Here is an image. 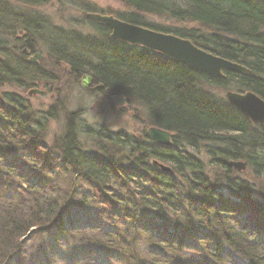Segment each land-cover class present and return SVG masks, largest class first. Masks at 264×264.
I'll return each instance as SVG.
<instances>
[{
  "label": "trees",
  "instance_id": "16d2710c",
  "mask_svg": "<svg viewBox=\"0 0 264 264\" xmlns=\"http://www.w3.org/2000/svg\"><path fill=\"white\" fill-rule=\"evenodd\" d=\"M116 1L136 12L119 20L187 39L247 72L214 79L113 41L98 22L87 20L91 34L76 37L40 30L0 8V89L27 91L46 77L26 60L33 44L26 38L6 43L4 35L48 33L42 38L48 53L75 79L90 76L108 96L143 107L150 127L176 137L171 148L158 147L143 136L80 125L77 113H68L49 144L48 122L64 111H32L20 95L1 93L0 264H53L54 258L63 264H264V191L241 176L231 180L228 167L242 160L249 178L264 175V126L257 132L201 88L234 87L264 100V0ZM137 13L197 27L150 26ZM81 136L92 139L95 151L83 149ZM201 144L222 145L206 148L215 172L188 151Z\"/></svg>",
  "mask_w": 264,
  "mask_h": 264
},
{
  "label": "rangeland",
  "instance_id": "374dc122",
  "mask_svg": "<svg viewBox=\"0 0 264 264\" xmlns=\"http://www.w3.org/2000/svg\"><path fill=\"white\" fill-rule=\"evenodd\" d=\"M85 7L89 8V13L112 16L114 18H117L116 16L118 15L129 12L136 13L116 0H44L42 3L37 5H27L15 0H0V8L3 10L4 8L8 10V14H12L11 17L13 19H19L21 22L34 25L37 28L39 26L40 30L43 27L46 30L49 29V31L63 30L66 33L69 32L75 34L76 37L91 34V28L89 26L90 24L88 23L89 20L87 21V19L85 18V15L88 14V12L83 11ZM137 15L140 16V18L143 22H145L146 25L150 26L152 25L161 28L175 27L184 29L197 27L192 23H179L163 17L160 18L157 16L145 15L140 13H137ZM17 16L18 18H16ZM8 34L10 35L5 34V38H3L6 43H11L13 40H20L21 38L20 42L23 43L27 39V41L29 40L28 42L33 44L34 51L26 52L27 61L33 54H36L39 51L42 52V57L38 60L35 66L39 68L40 73H42V75L46 77L44 78V80L35 79L33 83H31L33 85L30 89L40 90L43 92L42 95H28L27 91L15 88L14 86H4L0 89V94L13 92L20 95L30 104L32 111H45L49 107H56L64 111L61 114L59 113L57 120H51L48 122L45 135L47 143L50 144L55 137L59 136L62 133L65 116L68 113H77L80 125H86L95 130L98 128L106 129V131L108 132L120 133L122 135L142 137L146 129L150 127L147 124V112L140 105H137L136 103H128L126 99L122 97L125 101L119 106L114 102L113 98H118L121 96H108L107 91H104L102 89L101 91L97 89L95 91H91L90 89L93 88V86H98L94 82H91L90 86L83 88L81 86V82L84 78V75H82L78 79H75L72 74L68 75V65L55 61V59H53V56L48 53V50L43 43V40L46 39L45 36L47 35V37H49L48 33H46L45 36H31L27 34L26 37H24L25 34H23L21 29H17L12 34ZM201 88L203 90L205 89L209 94L221 98H224L226 92L237 93L235 92L234 87H229L227 90H217L207 88L206 86H202ZM53 125H57L60 131H53ZM252 125L254 126L253 128L258 126L255 128L258 132L260 124ZM261 125L264 126V124ZM173 138L176 137L171 134V142H173ZM80 140L82 141V143H84L83 149L85 151H95V145L91 141L92 139L89 140L88 138L81 136ZM209 147H214L215 149L217 147H222V145L217 146L201 144L199 150L197 151L188 149L190 153L200 158V160L204 161L207 166L209 165L207 167L208 170L213 168V165H211L209 162L210 159L208 155L210 154V152H207L206 149ZM238 161L244 163L242 160ZM213 169L212 171L215 172V170ZM232 171L233 176H230L231 180L234 181V176L236 175L239 177L241 176L242 178H245V180L251 181L253 184H255L256 186H254L253 188H255L256 190L262 189L264 191V175L260 174L257 179H253L252 177L249 178L248 176L250 174L248 168H246V171L244 173H240L233 169ZM27 235L24 237V239L27 238ZM30 240L31 238L28 241L26 240L25 242H28V244H30ZM32 242H34V240ZM2 260V257H0V263L2 262ZM53 264L63 263L54 258Z\"/></svg>",
  "mask_w": 264,
  "mask_h": 264
},
{
  "label": "water",
  "instance_id": "95a60500",
  "mask_svg": "<svg viewBox=\"0 0 264 264\" xmlns=\"http://www.w3.org/2000/svg\"><path fill=\"white\" fill-rule=\"evenodd\" d=\"M85 18L89 21L98 22L108 28L110 31V39L113 41L150 49L177 61L190 70L218 77H222V72H247L245 67L207 53L187 39L129 24L112 16L88 13L85 15ZM40 58L41 52L34 55V59ZM90 80L89 77H84L82 79V87H87ZM95 89H102V86L98 85L95 88H91V91ZM35 94L42 95L43 92L40 90H31L28 92V95ZM225 98L229 106L244 115L252 124L257 125L264 122V101L255 94L251 92H226ZM113 100L119 106L125 101L122 97L113 98ZM144 134L161 147L171 148L172 146L170 140L171 135L167 131L149 127ZM153 165H157V163L153 162ZM158 166L163 171H168L164 166ZM229 166H233L240 171L243 169L244 164L240 162L236 164L230 163Z\"/></svg>",
  "mask_w": 264,
  "mask_h": 264
},
{
  "label": "bare ground",
  "instance_id": "6f19581e",
  "mask_svg": "<svg viewBox=\"0 0 264 264\" xmlns=\"http://www.w3.org/2000/svg\"><path fill=\"white\" fill-rule=\"evenodd\" d=\"M197 47V46H196ZM146 49V48H145ZM150 50V49H149ZM155 52V51H154ZM34 55L35 54H33L29 59H28V62L30 63V64H32V63H34V61H35V59H34ZM218 57V56H217ZM169 58V57H168ZM220 58V57H219ZM171 59V58H170ZM223 59V58H222ZM173 60V59H172ZM175 61V60H174ZM177 62V61H176ZM178 63V62H177ZM180 64V63H179ZM34 65V64H33ZM183 66V65H182ZM185 67V66H184ZM188 69V68H187ZM193 71H195V70H193ZM195 72H198V73H201V72H199V71H195ZM225 73H234V72H224V74ZM67 74L68 75H71V71H69V70H67ZM201 74H203V75H205V76H208V77H211V78H214V79H223L224 78V74H223V72H222V77H218V76H209V75H207V74H204V73H201ZM84 77H89L90 79H91V77L90 76H85V74H84ZM81 86H82V82H81ZM95 87H97V86H95ZM94 87V88H95ZM84 88V87H83ZM31 90H36V89H28L27 90V92H29V91H31ZM96 90V89H95ZM94 90V91H95ZM97 90H101V89H97ZM225 101H226V103H227V100H226V98H225V96H224V98H223ZM261 99V98H260ZM261 100H263V99H261ZM264 101V100H263ZM231 107V106H230ZM233 108V107H232ZM234 109V108H233ZM236 110V109H235ZM237 111V110H236ZM261 124H264V122L263 123H260V125ZM159 129V128H158ZM162 130V129H161ZM165 131V130H164ZM171 135V134H170ZM143 137L146 139V140H149V141H151L153 144H155L156 146H158V147H161L160 145H157L154 141H152L151 139H149L145 134L143 135ZM173 142H171V144H172ZM165 148V147H164ZM238 162H240V161H238ZM237 161H229L228 162V167L230 168V169H233V170H235V171H238L236 168H234L233 166H229V164L230 163H238ZM240 163H242V162H240ZM242 164H244V167H243V169H241L240 171H238V172H242V173H244L245 171H246V168H247V166H246V164L245 163H242Z\"/></svg>",
  "mask_w": 264,
  "mask_h": 264
},
{
  "label": "flooded vegetation",
  "instance_id": "af4514ba",
  "mask_svg": "<svg viewBox=\"0 0 264 264\" xmlns=\"http://www.w3.org/2000/svg\"><path fill=\"white\" fill-rule=\"evenodd\" d=\"M39 52H41V51H39ZM41 57H42V52H41ZM40 59H41V58H40ZM38 60H39V59H35L34 63H32V64H34V65H35V64L38 62ZM91 82H93L92 78H91V80H90V82H89L88 86H90V85H91ZM88 86H87V87H88ZM95 86H96V85H95ZM95 86H93V88H94ZM90 90H91V89H90Z\"/></svg>",
  "mask_w": 264,
  "mask_h": 264
},
{
  "label": "clouds",
  "instance_id": "9594fccd",
  "mask_svg": "<svg viewBox=\"0 0 264 264\" xmlns=\"http://www.w3.org/2000/svg\"><path fill=\"white\" fill-rule=\"evenodd\" d=\"M53 131H55V132H59L60 129H59V127H58L57 125H53Z\"/></svg>",
  "mask_w": 264,
  "mask_h": 264
}]
</instances>
